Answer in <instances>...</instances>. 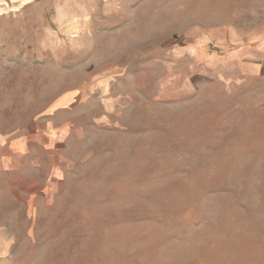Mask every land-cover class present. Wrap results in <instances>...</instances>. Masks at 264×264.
I'll use <instances>...</instances> for the list:
<instances>
[{
  "label": "rangeland",
  "instance_id": "rangeland-1",
  "mask_svg": "<svg viewBox=\"0 0 264 264\" xmlns=\"http://www.w3.org/2000/svg\"><path fill=\"white\" fill-rule=\"evenodd\" d=\"M0 264H264V0H0Z\"/></svg>",
  "mask_w": 264,
  "mask_h": 264
}]
</instances>
